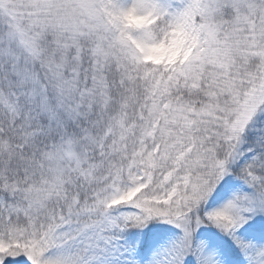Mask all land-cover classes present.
<instances>
[{
    "label": "snow or ice",
    "instance_id": "obj_1",
    "mask_svg": "<svg viewBox=\"0 0 264 264\" xmlns=\"http://www.w3.org/2000/svg\"><path fill=\"white\" fill-rule=\"evenodd\" d=\"M0 264H264V0H0Z\"/></svg>",
    "mask_w": 264,
    "mask_h": 264
}]
</instances>
